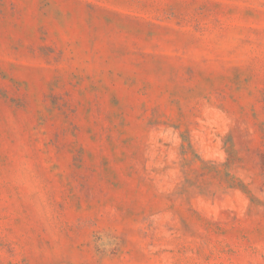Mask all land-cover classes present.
Wrapping results in <instances>:
<instances>
[{
  "label": "rangeland",
  "instance_id": "obj_1",
  "mask_svg": "<svg viewBox=\"0 0 264 264\" xmlns=\"http://www.w3.org/2000/svg\"><path fill=\"white\" fill-rule=\"evenodd\" d=\"M0 264H264V0H0Z\"/></svg>",
  "mask_w": 264,
  "mask_h": 264
}]
</instances>
